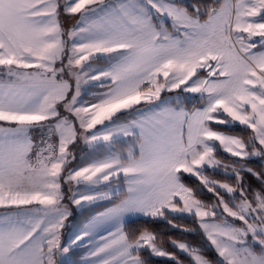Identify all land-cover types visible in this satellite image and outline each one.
<instances>
[{
  "label": "snow or ice",
  "instance_id": "1",
  "mask_svg": "<svg viewBox=\"0 0 264 264\" xmlns=\"http://www.w3.org/2000/svg\"><path fill=\"white\" fill-rule=\"evenodd\" d=\"M61 12L78 16L70 31ZM65 76L76 81L70 98ZM82 78L104 90L79 99ZM176 89L198 93L202 106L188 111L179 97L162 98ZM237 122L253 133L246 140L213 127ZM129 136L138 154L116 150ZM81 138L95 155L67 170L69 146ZM218 150L239 160L264 157V0H219L204 13L176 0H0V264H74L81 247L82 264H147L144 251L184 264L156 233L125 227L134 215L178 227L168 213L198 218L218 264H264V187L246 188L242 175L264 173L243 164L229 173ZM206 167H223L235 187L209 179ZM121 174L126 191L100 192ZM183 174L209 192L239 191L240 200L230 207L216 192L209 206ZM73 182L75 205L107 199L111 206L74 224L62 242L70 214L63 185ZM220 205L242 223H216ZM105 224L114 231L94 240ZM169 243L189 264H212L196 247Z\"/></svg>",
  "mask_w": 264,
  "mask_h": 264
},
{
  "label": "rangeland",
  "instance_id": "2",
  "mask_svg": "<svg viewBox=\"0 0 264 264\" xmlns=\"http://www.w3.org/2000/svg\"><path fill=\"white\" fill-rule=\"evenodd\" d=\"M181 1H183V2H181ZM212 1L218 3V4H214L215 7H218L219 0H212ZM61 3H63V0H61ZM176 3L179 4L181 7L186 8L189 13H194L195 10H196V8H199L201 10V12L204 13L205 10H206V7H207V5L202 0H199L197 2H193L192 0H176ZM189 8H191V10H189ZM62 14H63V16H62L61 24H63V28H64V30L66 32L67 31H70L77 24L78 16H69V15H65L64 13H62ZM201 18L202 19H206V16L205 15H202ZM165 22L169 23V25L171 24V22L169 20H167V18H164V23ZM254 39H257L258 40L259 38H254ZM260 50H261V48L258 45V47L256 49H254L253 51H260ZM66 63H67V61L65 60V64ZM96 66L103 67L104 65H103V63H100L99 65H96ZM64 78L67 79L69 81V84L71 85V90H70V93H69V98H70L71 95H74L75 94L76 81H75V78L74 77L65 76ZM96 86L99 87V82L98 81H89L88 83H85L84 82V79L82 78L81 79V96H80L79 99L84 100V101H89V100H91L93 98V94L94 93H99V92L103 91V89L101 87H99L96 90L95 89ZM161 96H162V98H172V99H175V98L179 97V99L181 101L180 106L181 107H184L185 109H186L185 105L188 102H190L191 100L194 101V100L200 99L198 93H186V92H182L180 89H176V90H174L172 92L163 91L161 93ZM173 106H175V105H173ZM201 106H202V101L200 102V105L197 106L196 108L201 107ZM186 110L191 111L189 109H186ZM61 113H62V115L69 116V118L72 119V117L67 112H64L63 108H61ZM228 127H242V128H246L243 125H239L238 122L234 126L233 125H228ZM219 131H222V130H219ZM224 132L226 134L233 135V136H237V137L241 138L239 135H237V134H235L233 132L232 133L231 132H227V131H224ZM120 140L122 142H125L126 145H127L126 148H124V149L121 148L122 153L127 154V152L129 150H131L134 153L138 154V141L136 140L135 137H132V136L123 137ZM69 150L73 153L74 160H72V162L68 166V169L67 170H71V168H79V167H82V166H84L85 164L88 163V162H85V163L82 162L83 165L80 164V160L83 159V157H85L88 154L89 151L91 152L90 148L85 145V143H84V141H83L82 138L81 139H78L74 145H70L69 146ZM116 150L120 152V150H118V149H116ZM218 151L223 152L222 150H218ZM223 153H225V152H223ZM228 155H230V154H228ZM254 158H257V157H252V158H248V159H254ZM234 159H236L237 161H240V162L247 160V159H245V160H239V158H236V157H234ZM219 161H221V160H219ZM230 166H232V165H230ZM216 170H220L221 173H225V170L223 168H221V167L215 168V169L214 168H211V167H206L203 171H204V174L209 179L214 180V181H218L220 183H228V184H230V185H232V186L235 187L236 184L229 183L227 180L220 181L216 177H214L212 175V173L214 171H216ZM228 172L230 173L229 170H228ZM183 175L193 177V178L197 179L200 182V180L197 177H195V176H191L189 174H183ZM123 182H124V184H121V183L119 184V181L118 180H115L114 182L110 181L111 187H107V189H106L105 192H112L113 190H117L119 193H121L122 190L126 191L127 184L125 182V178H123ZM200 184H201V182H200ZM63 188L65 190V195H66V199H65L64 203L67 206L68 211H69L70 214H69L68 219L65 221V228L62 230V242H63L64 236H66L68 234L69 229L74 224H77V223L80 222V221L79 222H75V216L83 208L90 207V206H94V205L99 204L100 202L107 201V199H101V200H97L96 202H94L92 204L84 205L83 207L77 206L74 203H72V201L70 199L72 193L73 192H76L78 190L77 185L73 182L71 184H64L63 185ZM205 188L206 187H204V185L201 184V189L204 190ZM217 188H219V187H217ZM80 190H82V189H80ZM99 190H100V192H103L102 190H104V189H100L99 188ZM221 191L224 192L226 194V196L225 195H219V196L220 197H223V199L226 202L229 203V206L230 207L234 203H238L239 202V200H240L239 191H237V193L235 195L226 193V191L224 189H221ZM113 198L116 200L117 199V196L116 195H112L111 196V199H113ZM197 199H199V198H197ZM200 200H202V199H200ZM202 201H204L206 204H208L209 206H211V205L217 204L218 196L216 197L215 200H212V201H210V200H202ZM110 206H111V203H108L107 205L101 207L100 209L93 211L87 218H85V219H83L81 221H86L92 215H95L97 212L103 211L105 208L110 207ZM216 211H217V217L215 218V222L216 223H219V222H221L224 219H227V221L229 223H234L237 226H239L242 223L240 221L233 220L232 217H228L227 214L223 212V206L222 205H220L219 207H217ZM169 214H171L173 216H180V217H194L196 219L197 223L199 224V228H200L201 233H202V238H203V240H204L205 243L203 245L200 244V245L193 246V247H196V248L200 249L201 250V254L204 255L207 259H209L212 262V264H218V260L220 258L218 257V254L215 251V247L213 245H211L210 241H208L206 233L200 227V221L198 220V218L195 217V216H193V215L187 214V213H169ZM139 217H144V216L134 215V216L126 217L125 223H126V221H128V220H130L132 218H139ZM206 222L211 223V222H213V220H212L211 217H209V218H206ZM109 231H114V228H112L110 225H107V224L101 225L97 229V234L94 236V240L98 241L101 236H107V234H108ZM248 239H249V241H251V236H249ZM180 242H184V241H180ZM185 243H187V242L185 241ZM205 247H207V248L210 247V251L214 253V255H215L216 259H217V262L213 261V259L211 257H208V255L206 254V251L207 250L205 249ZM144 253H145V256H147V257L150 256V257H153V258H165V259H169L167 257H157V256H154V255H151V253L149 251H144ZM177 254L187 256L186 254L179 253L178 250H177ZM86 255H87V252H86L85 248L84 247H81V248L76 249L75 255H73L71 257V259L74 262V264H82V262H83L84 258L86 257ZM142 256H143V254H142ZM179 258L184 261V264H189L188 259L185 261L181 257H179Z\"/></svg>",
  "mask_w": 264,
  "mask_h": 264
},
{
  "label": "trees",
  "instance_id": "3",
  "mask_svg": "<svg viewBox=\"0 0 264 264\" xmlns=\"http://www.w3.org/2000/svg\"><path fill=\"white\" fill-rule=\"evenodd\" d=\"M193 2H197L199 0H192ZM206 5V9L209 7H215L214 4H218L216 2H213L212 0H202ZM191 10V8H189ZM214 127L218 129L226 130L227 132H233L237 135H239L242 139H247L248 136L252 135L251 130L247 128L242 127H228L225 125H214ZM127 145L125 142H120L115 145V148L118 150H121L126 148ZM217 159L221 160V164H227V165H236V167H240L241 164L244 165L245 168H251L253 172L255 173H264V157H257L254 159H247L245 161H237L236 159H233L232 157L218 151L216 152ZM94 153L92 151L88 152V154L83 157V159L80 160V164L83 165L82 162H89L91 158L94 157ZM214 177H216L220 181L227 180L229 183L236 184V180L234 176H230L225 173H221L220 170H216L212 173ZM243 182L246 186V188L255 190L260 189L261 187H264V176H261L259 179L248 172H243ZM182 181L183 183L192 188L194 190V195L196 198L202 199V200H215L217 195L216 192L219 193V195H225L224 192L221 191V189L217 188L216 192H209L206 188L204 190L201 189L200 182L190 176L182 175ZM124 190L121 191L123 193ZM111 200H115L114 198ZM110 203V201H104L100 202L97 205L85 207L83 208L76 216H75V222H79L85 218H87L93 211L100 209L101 207L107 205ZM168 219L172 220L173 224L178 225V227L174 228L172 225L168 224L166 220L158 219V220H150L147 217H139V218H132L125 223V227L127 231H134L139 232L143 229H148L154 233L157 234V236L164 242V247L170 251V252H176L177 249L173 248L171 244L169 243L170 240H176V241H186L191 246H197L200 244H204V240L202 238V233L199 228V224L197 223L196 219L194 217H180V216H173L171 214H167ZM181 229H187V231H182ZM206 254L208 257H211L213 261L217 262V259L213 252L210 251V247H205ZM147 253V252H146ZM143 258L147 261V264H174L173 261L165 258H153L150 256H145V253L143 252ZM179 257L184 259L185 261L188 259L185 255L177 254Z\"/></svg>",
  "mask_w": 264,
  "mask_h": 264
},
{
  "label": "crops",
  "instance_id": "4",
  "mask_svg": "<svg viewBox=\"0 0 264 264\" xmlns=\"http://www.w3.org/2000/svg\"><path fill=\"white\" fill-rule=\"evenodd\" d=\"M181 2H183V1H181ZM63 12H61V15H60V23H61V21H62V16H63V14H62ZM62 26H63V24H61ZM165 26H170L169 25V23H167V22H165ZM100 87V86H99ZM98 86H96L95 87V89L97 90L98 88H99ZM104 90V89H103ZM200 102H201V100L200 99H197V100H191L190 102H188L186 105H185V107H186V109H189V110H192V109H194V108H196L197 106H199L200 105ZM215 125V124H214ZM214 125H213V127H214ZM215 129H217V130H222L223 132L224 131H226V130H223V129H218V128H216V127H214ZM123 137H121V139H122ZM33 139H34V141L39 145V143H40V134L38 133V132H34L33 133ZM120 152H122L121 150H120ZM223 153V152H222ZM224 154H226V155H228L227 153H224ZM215 156H217V154L215 153ZM228 156H230V155H228ZM230 157H232V156H230ZM233 159H234V157H232ZM216 159H217V157H216ZM217 160H219V159H217ZM223 165V164H222ZM230 166V165H229ZM236 166V165H235ZM221 168H223V167H221ZM224 169V168H223ZM230 172H231V166L229 167V169H228ZM123 175L121 174V176L119 177V178H116V179H113L112 180V182H114L115 180H118L119 181V184L121 183V184H124V182H123ZM99 188L100 189H104V190H102L103 192H105L106 191V189H107V187H104L103 185H101V186H99ZM110 199H111V197H110ZM107 201H109V200H107ZM104 202V201H103ZM5 211V209H3V208H0V212H4Z\"/></svg>",
  "mask_w": 264,
  "mask_h": 264
}]
</instances>
